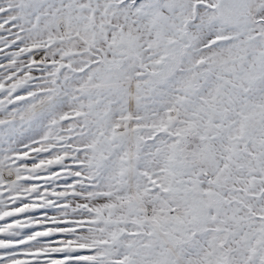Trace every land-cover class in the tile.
<instances>
[{
  "label": "snow or ice",
  "instance_id": "1",
  "mask_svg": "<svg viewBox=\"0 0 264 264\" xmlns=\"http://www.w3.org/2000/svg\"><path fill=\"white\" fill-rule=\"evenodd\" d=\"M0 264H264V0H0Z\"/></svg>",
  "mask_w": 264,
  "mask_h": 264
}]
</instances>
